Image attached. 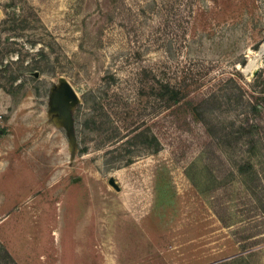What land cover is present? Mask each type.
<instances>
[{"label": "rangeland", "instance_id": "obj_1", "mask_svg": "<svg viewBox=\"0 0 264 264\" xmlns=\"http://www.w3.org/2000/svg\"><path fill=\"white\" fill-rule=\"evenodd\" d=\"M261 202L264 0H0V264H264Z\"/></svg>", "mask_w": 264, "mask_h": 264}, {"label": "water", "instance_id": "obj_2", "mask_svg": "<svg viewBox=\"0 0 264 264\" xmlns=\"http://www.w3.org/2000/svg\"><path fill=\"white\" fill-rule=\"evenodd\" d=\"M79 102L80 98L70 83L60 78L59 84L52 89L49 114L54 116L57 126L66 129L72 151L77 146L73 110ZM110 182L115 185L113 179Z\"/></svg>", "mask_w": 264, "mask_h": 264}, {"label": "trees", "instance_id": "obj_3", "mask_svg": "<svg viewBox=\"0 0 264 264\" xmlns=\"http://www.w3.org/2000/svg\"><path fill=\"white\" fill-rule=\"evenodd\" d=\"M213 100V98L208 97L206 99L201 98L199 101L197 100L196 97H192L190 100L185 101L184 103H182V105L180 106V108H186L189 109V111H191L192 113V117H194V121L196 123H202L204 114L206 113V109H208V105L210 103V101ZM208 112V111H207ZM252 112L257 115L259 114V108L257 106V104L252 106ZM204 122V120H203ZM243 126L246 127V129L249 131V133H255L258 131V125L257 123H253L250 124L248 121L243 123ZM243 129H241V127L239 128V130L237 131L238 134L242 135V131ZM199 135H205L207 137H212L213 135V131L204 128L202 131L199 132ZM134 138L139 140V139H143V143H147L149 145H154V149L152 150L153 153L158 152L159 150V140L157 138V136L153 135L151 136V139L149 140V136H146L144 132H137L134 135ZM152 141V142H151ZM175 159L178 163H181V159L179 158V156H175ZM252 169V166L250 163H246V164H240L238 165V172L242 175V174H246V173H250ZM262 203V208L264 209V203Z\"/></svg>", "mask_w": 264, "mask_h": 264}]
</instances>
